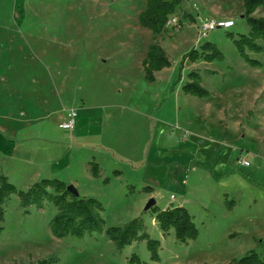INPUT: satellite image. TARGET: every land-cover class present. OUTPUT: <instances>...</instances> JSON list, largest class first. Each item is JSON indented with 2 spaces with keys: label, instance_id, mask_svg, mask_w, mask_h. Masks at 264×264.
<instances>
[{
  "label": "rangeland",
  "instance_id": "obj_1",
  "mask_svg": "<svg viewBox=\"0 0 264 264\" xmlns=\"http://www.w3.org/2000/svg\"><path fill=\"white\" fill-rule=\"evenodd\" d=\"M145 9L146 0H0V174L22 191L43 179L73 185L78 198L104 205L106 228L142 218L161 244L160 261L151 260L145 243L118 252L105 235L57 239L53 206L26 215L13 196L1 225L0 264H130L134 255L141 264H238L252 252L264 262V189L257 188L264 186V53H249L261 63L253 68L227 36L249 32L243 2L182 0L170 18L180 26L158 40L172 67L156 84L141 66L152 44L139 24ZM255 17H264V7ZM202 19L235 26L201 38ZM205 42L226 60L185 68L186 75L200 73L210 100L177 96L159 109L183 56ZM71 111L82 121L77 133L60 128ZM241 156L252 166L236 168L238 177L212 178L234 169ZM92 157L105 169L99 179L89 172ZM113 169L124 176H112ZM150 186L156 190L143 191ZM226 191L239 203L236 214L224 209ZM151 199L159 209L186 207L199 238L183 245L173 231L164 236L152 210L145 211ZM234 231L240 234L229 238Z\"/></svg>",
  "mask_w": 264,
  "mask_h": 264
},
{
  "label": "trees",
  "instance_id": "obj_2",
  "mask_svg": "<svg viewBox=\"0 0 264 264\" xmlns=\"http://www.w3.org/2000/svg\"><path fill=\"white\" fill-rule=\"evenodd\" d=\"M244 6L243 18L249 28V32L235 39L233 34L227 36L232 40L239 57L249 63L253 68L261 67V63L251 59L249 53H264V17H255V13L264 7V0H242ZM182 0H146V9L139 16L141 27L152 33V44L142 62L145 80L155 83V74L164 69L171 68L170 59L165 50L159 45L158 40L166 31L170 17L174 16L180 7ZM187 18H192L187 16ZM226 57L216 44L205 42L200 49L193 48L182 58L179 67L178 81L187 63L195 64L199 61L205 63L224 62ZM209 75L215 72L207 71ZM188 82L182 90L185 95L199 99H208L212 93L203 87V79L198 71H192L187 76ZM174 88V86H173ZM90 173L93 178L101 177V169L96 162H91ZM119 171H114L113 176L120 177ZM247 179L252 183L248 177ZM110 179L105 178L103 184H109ZM68 184L59 179H43L34 183L26 191L19 190L5 175L0 174V234L1 226L5 221V206L13 196L20 200V206L24 213L29 214V209L42 210L51 205L56 214L50 222V231L53 237L65 239L68 237L83 240L94 236L105 235L118 252H123L133 244L145 243L151 260L160 261L159 251L161 244L154 240L147 232L145 221L136 218L123 227L106 228L103 217L104 205L95 198H76L68 191ZM264 189V186L257 184ZM143 191H153L152 188H144ZM226 201L228 209L233 208V201ZM155 221L164 236L174 232L178 243L186 245L196 241L200 231L194 222V217L183 207H170L166 210L154 208L152 210ZM37 264H52L50 260H43ZM130 264H141L138 256L130 259ZM238 264H264L256 253H249L238 261Z\"/></svg>",
  "mask_w": 264,
  "mask_h": 264
},
{
  "label": "crops",
  "instance_id": "obj_3",
  "mask_svg": "<svg viewBox=\"0 0 264 264\" xmlns=\"http://www.w3.org/2000/svg\"><path fill=\"white\" fill-rule=\"evenodd\" d=\"M258 12V11H257ZM256 12V13H257ZM256 13H255V15H256ZM143 60L144 59H142V61H141V66H142V62H143ZM105 62V61H104ZM181 63V62H180ZM171 67H172V65H171ZM179 67H180V65H179ZM142 69H143V66H142ZM165 70H167V69H164L163 71H161V72H157L156 74H155V79H156V81H155V83H152V84H156V82H157V80H158V76H159V74L160 73H162V72H164ZM187 70L188 69H186V68H184V70H183V72H182V77H181V80L180 81H178V76H179V68H178V74H177V77L175 78V79H173L172 80V82H171V84H170V86H169V95H170V98H166L164 101H162V103L160 104V107H159V109L163 106V104L164 103H166V105H168L169 104V102L172 100V98H174V97H192V96H188V95H185L184 94V92H183V90H182V88H183V86L188 82H186L185 81V78L188 76V75H186V73H187ZM207 71H211V70H207ZM143 72H144V70H143ZM213 72V71H212ZM189 74V73H188ZM144 77H145V75H144ZM151 84V83H150ZM173 86H174V88H173ZM213 95V94H212ZM212 97V96H211ZM210 97V98H211ZM196 98V97H195ZM210 98H208V99H201V101L203 100V101H209L210 100ZM199 99V98H198ZM83 104H85V103H83ZM166 105H164V107H167ZM85 106V105H84ZM81 108H83V107H81ZM82 123V121L81 120H77L76 119V125H75V128H74V130H73V133H77V131H78V128H80L81 126H80V124ZM75 131V132H74ZM91 162H97L96 161V159L94 158V157H92L91 159H90V161L88 162V166H89V164L91 163ZM149 163H151V162H145V164H149ZM98 165H100L99 163H97ZM151 164H155L156 165V163H151ZM252 165H250V167H251ZM207 170H210L211 172H212V168L211 167H205ZM236 168H238V172H239V170H243V169H245L246 167H240V166H236L234 169H232L231 171H220V172H218V173H212V178L213 179H216V180H219V181H222V179L223 178H226V177H238L240 174L238 173V172H236L237 171V169ZM100 169L102 170V169H104V167L103 166H100ZM114 171H119V172H121V176L120 177H118V178H121V177H123L124 176V172H122V171H120V170H118V169H113L112 171H111V175L113 176V172ZM89 172H90V169H89ZM101 173L102 174H104L105 175V169H104V171L102 172L101 171ZM243 173H245V172H243ZM91 174V173H90ZM246 174V173H245ZM92 176V175H91ZM247 177L250 179V176L249 175H247ZM106 178H109V177H106ZM105 179V178H104ZM110 179V178H109ZM251 180V179H250ZM133 185V184H132ZM153 190H156L155 188H153L152 186H150ZM256 187V186H255ZM257 188H259V187H257ZM259 189H261V188H259ZM173 197V196H172ZM171 197V199H172V201L174 202V200H175V197H174V199ZM225 200H227V201H233L234 203H233V208L232 209H228V207H227V205H226V201ZM157 203V202H156ZM158 204V203H157ZM222 204H223V206H224V209L226 210V212H229V213H231V214H236L237 213V211H238V209H239V203H238V201L234 198V193L233 192H231V193H229L228 191H226V192H224L223 193V196H222ZM256 204V201H254V203L253 204H251V203H249L248 204V207L249 208H252L254 205ZM172 205H173V203H172ZM173 207H183V208H186V207H184L182 204H179V203H176V205H173ZM168 208H170V207H165L164 209H161V210H166V209H168ZM187 209V208H186ZM201 209L203 210V211H205V212H207V209L205 208V207H203V206H201ZM188 210V209H187ZM189 211V210H188ZM190 212V211H189ZM191 213V212H190ZM193 217H194V215L193 214H191ZM240 217V220H244V221H246V219L248 218V216H247V213H243L242 215H240L239 216ZM194 220H195V217H194ZM238 234H240L239 232H237V231H234V232H232L230 235H229V238H236L237 237V235ZM259 243H260V246H264V240L263 239H259Z\"/></svg>",
  "mask_w": 264,
  "mask_h": 264
},
{
  "label": "built area",
  "instance_id": "obj_4",
  "mask_svg": "<svg viewBox=\"0 0 264 264\" xmlns=\"http://www.w3.org/2000/svg\"><path fill=\"white\" fill-rule=\"evenodd\" d=\"M171 18V17H170ZM180 23L177 19L170 20L167 24V28L179 27ZM235 26L233 21H217L213 19H202L200 25L198 26V33L201 38H207L212 32L217 30H230ZM77 113L74 111L69 112L67 115V120L60 125V128L64 131H72L76 125ZM238 166L240 167H250L251 163L244 157L241 156L238 159ZM174 199V197H172Z\"/></svg>",
  "mask_w": 264,
  "mask_h": 264
},
{
  "label": "water",
  "instance_id": "obj_5",
  "mask_svg": "<svg viewBox=\"0 0 264 264\" xmlns=\"http://www.w3.org/2000/svg\"><path fill=\"white\" fill-rule=\"evenodd\" d=\"M190 1V0H188ZM68 191L76 198L79 197V193L77 191V189L73 186V185H69L68 186ZM157 206L156 200L155 199H151L148 204L145 207V211H150L153 210L155 207Z\"/></svg>",
  "mask_w": 264,
  "mask_h": 264
}]
</instances>
